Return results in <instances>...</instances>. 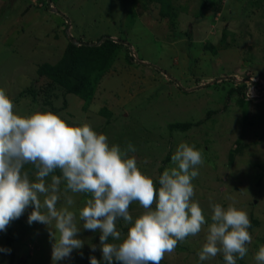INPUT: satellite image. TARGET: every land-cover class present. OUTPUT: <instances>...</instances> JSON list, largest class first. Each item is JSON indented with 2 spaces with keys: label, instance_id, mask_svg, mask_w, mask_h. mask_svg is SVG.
<instances>
[{
  "label": "rangeland",
  "instance_id": "374dc122",
  "mask_svg": "<svg viewBox=\"0 0 264 264\" xmlns=\"http://www.w3.org/2000/svg\"><path fill=\"white\" fill-rule=\"evenodd\" d=\"M211 1L216 11L203 9L202 0H168L164 10L159 0H0V89L16 113L52 112L70 125H91L108 137L110 146L123 150L131 143L136 151L128 157H135L156 186L157 176L173 166L171 155L179 143L202 153L192 200L199 203L206 224L198 235L178 242L161 264H225L222 254L206 261L198 256L211 223L210 202L225 208L233 204L248 214L252 242L237 264H256L255 253L264 244V87L258 88L264 84L256 85L259 78L264 81V0ZM102 34L123 39L133 60L125 57L124 47L117 49L94 82L88 105L46 78L33 85L41 64L61 58L68 36L96 42ZM248 75L256 78V87L251 88ZM216 78L225 81L208 84ZM30 85L34 94L23 91ZM242 85L244 98L236 90L228 95ZM185 121L199 124L186 131L168 128ZM23 171L36 182L33 165ZM53 174L62 175L59 170ZM45 179L51 182V176ZM65 186L60 185L57 208L65 206ZM68 195L75 202L69 210L77 212L84 245L56 264H90L91 256L104 264L100 233L83 229L78 216L90 196ZM31 211L30 206L0 232V249L9 250L0 251V264H52L48 227L29 225ZM143 211L136 202L129 206L134 219ZM50 227L54 230V222ZM116 227L126 234L129 226L118 220Z\"/></svg>",
  "mask_w": 264,
  "mask_h": 264
},
{
  "label": "clouds",
  "instance_id": "9594fccd",
  "mask_svg": "<svg viewBox=\"0 0 264 264\" xmlns=\"http://www.w3.org/2000/svg\"><path fill=\"white\" fill-rule=\"evenodd\" d=\"M14 108L0 89V232L31 206L27 223L48 227L52 264L69 258L74 249L84 245L78 238L81 228L76 224L77 212L69 210L75 203L69 192L90 196L78 216L83 229L100 233L104 264H161L178 242L202 231L206 220L199 203L192 200V180L199 175L197 169L204 160L195 146L179 143L171 155L173 166L157 176V188L139 169L135 157H128V152L136 151L131 143L122 150L119 145L110 146L108 137L87 123L70 125L52 112L21 116ZM26 164L35 167L36 182L23 171ZM56 170L62 175L53 174ZM49 176L51 182L46 183ZM62 182H66L65 206L57 208ZM134 202L144 210L135 219L129 213ZM209 206L211 223L198 252L199 260L222 254L225 264H237V258L245 257L252 242L248 214L233 204L225 208L210 202ZM118 220L129 226L126 234L117 230ZM53 222L54 230L50 227ZM96 248L91 245L92 251ZM89 259L90 264H101L95 256ZM254 259L256 264H264V245Z\"/></svg>",
  "mask_w": 264,
  "mask_h": 264
},
{
  "label": "trees",
  "instance_id": "16d2710c",
  "mask_svg": "<svg viewBox=\"0 0 264 264\" xmlns=\"http://www.w3.org/2000/svg\"><path fill=\"white\" fill-rule=\"evenodd\" d=\"M159 1L162 10H164L163 6L168 3V0ZM201 6L203 9L209 6H213L215 11L218 9L211 0H202ZM162 13L165 12L162 11ZM187 34L190 33L187 31ZM68 38L63 54L55 64L43 63L37 68L38 76L33 82V85L39 82L40 79L46 78L50 83L63 87L67 94L72 93L77 95L85 101V105H88L95 90L94 82L97 81L108 68L117 49L124 47L126 49V51H124L125 57L128 60H133V57L130 53V48L124 44L123 39L118 37L102 34L96 42H84L81 41V39L73 38V36H68ZM223 81H225V78H216L208 84H215ZM204 84L205 82L199 83V85ZM33 85L25 87L23 91L34 94L36 91L33 89ZM183 89L184 88H182V90ZM235 90L240 98L245 97L246 90L244 85L231 88L228 95ZM197 124H199V122H175L170 123L168 128L171 131L174 129L186 131ZM168 158L169 155L166 156L165 160ZM32 170L33 168L29 169L28 173ZM158 187L159 184L157 182V188ZM127 230L128 229L125 231L127 232Z\"/></svg>",
  "mask_w": 264,
  "mask_h": 264
},
{
  "label": "built area",
  "instance_id": "2783aa9c",
  "mask_svg": "<svg viewBox=\"0 0 264 264\" xmlns=\"http://www.w3.org/2000/svg\"><path fill=\"white\" fill-rule=\"evenodd\" d=\"M248 77H249V78H248L249 81H251V80H252L251 77H250V76H248ZM254 80H255V79H254ZM252 82H253V81H251V84H252ZM253 83L255 84V82H253ZM262 83L264 84V81L261 80V79H259V80L256 82V85H257V84H262ZM254 84H253V85H254ZM256 85H254V87H256ZM263 87H264V86H261V87H258V88H259V89H262ZM253 89H254V88H253ZM247 95L250 96L251 93H248Z\"/></svg>",
  "mask_w": 264,
  "mask_h": 264
},
{
  "label": "flooded vegetation",
  "instance_id": "af4514ba",
  "mask_svg": "<svg viewBox=\"0 0 264 264\" xmlns=\"http://www.w3.org/2000/svg\"><path fill=\"white\" fill-rule=\"evenodd\" d=\"M251 75H252V74H251ZM248 76H249V75H248ZM248 76L246 77L247 79L249 78Z\"/></svg>",
  "mask_w": 264,
  "mask_h": 264
}]
</instances>
